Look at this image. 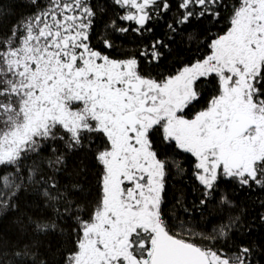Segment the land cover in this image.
Instances as JSON below:
<instances>
[{
  "label": "snow or ice",
  "instance_id": "snow-or-ice-1",
  "mask_svg": "<svg viewBox=\"0 0 264 264\" xmlns=\"http://www.w3.org/2000/svg\"><path fill=\"white\" fill-rule=\"evenodd\" d=\"M0 221V264H264V0H0Z\"/></svg>",
  "mask_w": 264,
  "mask_h": 264
},
{
  "label": "trees",
  "instance_id": "trees-1",
  "mask_svg": "<svg viewBox=\"0 0 264 264\" xmlns=\"http://www.w3.org/2000/svg\"><path fill=\"white\" fill-rule=\"evenodd\" d=\"M259 193H256L254 195L253 198H255V196H259ZM189 199H191V197H189ZM7 227V222L6 221H0V229ZM260 234V229L259 226H257L256 232L254 233V235L258 236Z\"/></svg>",
  "mask_w": 264,
  "mask_h": 264
}]
</instances>
